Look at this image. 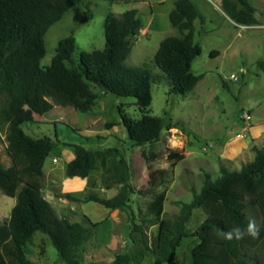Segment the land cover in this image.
Returning a JSON list of instances; mask_svg holds the SVG:
<instances>
[{"label":"trees","instance_id":"obj_1","mask_svg":"<svg viewBox=\"0 0 264 264\" xmlns=\"http://www.w3.org/2000/svg\"><path fill=\"white\" fill-rule=\"evenodd\" d=\"M82 1L0 0V95L8 97L3 117L9 123L7 140L12 159V166L5 168L0 155V191L17 200L9 222L0 223V264H32L26 246L37 232L49 236L64 264H85L79 251L94 235V227L60 216L43 195L46 161L57 142L49 136L28 134L18 118L25 108L37 115L53 110V105L35 94H45L56 105L83 113L90 112L99 99L93 85L119 98H135L142 118L137 120L122 112V122L129 139L138 146L159 141L165 129L174 127L149 113L152 85L156 83L151 71L127 64L133 38L143 29L136 9L106 17L104 49L82 51L76 63L77 40L71 35L60 40L51 65L42 66L49 29ZM222 7L239 25L260 23L256 8L248 0H223ZM169 19L181 35L161 42L154 63L171 80L172 93L185 95L203 79L192 71V65L202 53L194 40L195 21L204 22V15L193 0H176ZM257 65L264 72V59ZM30 115L26 121L32 119ZM74 149L75 157L67 165L68 177L86 179L101 169L104 189L118 187L111 198L91 193L85 201L109 210L128 207L135 188L130 183L129 162L120 149H90L78 144ZM253 150L255 159L241 170H229L221 163L219 178L214 180L206 173L201 191L185 206L186 214L175 219L166 217L165 202L175 168L185 155L171 151L163 188L148 204L141 224L133 223L130 250L116 255L111 263L95 264H142L149 257L154 259L153 264H179V250L189 238L197 240L191 250V264H264V148ZM67 197L74 199L71 194ZM195 209H201L206 218L197 228H190L188 221ZM256 211L261 217L257 237L246 234L240 240L225 239L224 233L232 228L246 229L248 222L255 220ZM146 226L158 227L154 240L149 238Z\"/></svg>","mask_w":264,"mask_h":264},{"label":"rangeland","instance_id":"obj_2","mask_svg":"<svg viewBox=\"0 0 264 264\" xmlns=\"http://www.w3.org/2000/svg\"><path fill=\"white\" fill-rule=\"evenodd\" d=\"M193 1L203 13L204 22L195 21L194 40L201 46L202 53L194 60L192 71L203 75V79L185 95L172 93L171 80L154 63L161 42L181 35L167 16L175 8L174 0H84L51 26L45 37L47 53L42 66L51 65L60 40L71 35L77 40L73 58L77 63L80 52L105 48L104 24L110 13L121 15L128 10H138L143 29L133 38L134 47L127 64L144 66L151 71L156 83L152 85L153 102L149 113L174 126L165 129L155 143L135 145L123 125L122 112L141 119L143 113L136 99L119 98L96 85L93 90L99 99L88 113L60 107L45 94H35L36 98L53 105V110L46 115H37L25 108L18 116L28 134L49 136L57 142L46 161L43 195L60 216L94 227V235L79 251L85 264L111 263L116 255L130 250L133 223L141 224L148 204L163 188L170 168L168 157L171 151L184 154L185 159L175 168L174 182L165 204L166 217L175 219L186 214L185 206L193 200L195 193L201 191L205 174L217 179L214 165L208 160L210 141L219 139L222 142L225 126L237 119L244 98L240 91L245 82L252 79L251 86L260 84L256 73H264L257 65L258 60L264 59V0H248L256 8L255 16L260 22L254 26L239 25L226 16L223 0ZM87 15L89 20L83 22ZM213 51L218 55H212ZM232 75L237 80L232 79ZM243 90L246 93L248 89ZM7 101L5 94L0 95V155L5 168H10L9 123L3 117ZM29 115L32 119L26 121ZM77 144L90 149H120L129 162L130 183L135 188L128 207L109 210L101 204L85 201L91 193L111 198L118 193V187L104 189L101 169L93 171L85 183L67 176V165L75 157L74 145ZM68 194L74 199L68 198ZM16 203V198L0 191L1 224L9 222ZM205 218L201 209L193 210L188 227L197 228ZM254 219L260 225L258 211ZM145 229L149 238L154 240L158 227L146 226ZM196 243L195 238L184 241L179 250V264H191V250ZM26 254L32 264H64L49 236L42 232H37L27 244ZM153 262L154 259L149 257L142 264Z\"/></svg>","mask_w":264,"mask_h":264},{"label":"crops","instance_id":"obj_3","mask_svg":"<svg viewBox=\"0 0 264 264\" xmlns=\"http://www.w3.org/2000/svg\"><path fill=\"white\" fill-rule=\"evenodd\" d=\"M173 9L167 13L168 17ZM223 13L228 16L225 11ZM244 71L246 72V68H244ZM256 74L257 81L261 85L251 86L254 81L252 79H249V82H245L243 89L248 90L246 93L243 89L240 91L241 96L243 95L244 97L241 109L237 119L233 120L229 126H225L226 132L222 138L223 141L221 142L217 138L215 141H210L209 149H211V153H209L208 160L209 163L214 165L217 178L221 176V163H224L229 170H241L244 164L255 159L254 147L264 148V87L262 86L264 84V73ZM243 113H249L250 118L243 119ZM74 179L79 183H85L88 178L81 179L76 177Z\"/></svg>","mask_w":264,"mask_h":264},{"label":"clouds","instance_id":"obj_4","mask_svg":"<svg viewBox=\"0 0 264 264\" xmlns=\"http://www.w3.org/2000/svg\"><path fill=\"white\" fill-rule=\"evenodd\" d=\"M246 234L254 238L259 235V228L255 220H250L246 229H241L240 227L232 228L231 230L224 233V237L226 240H240L243 239Z\"/></svg>","mask_w":264,"mask_h":264},{"label":"built area","instance_id":"obj_5","mask_svg":"<svg viewBox=\"0 0 264 264\" xmlns=\"http://www.w3.org/2000/svg\"><path fill=\"white\" fill-rule=\"evenodd\" d=\"M232 79L237 80V77L235 75H232ZM242 118L245 119V120L249 119L250 118L249 113H243Z\"/></svg>","mask_w":264,"mask_h":264}]
</instances>
